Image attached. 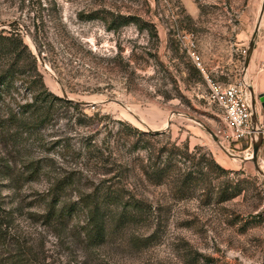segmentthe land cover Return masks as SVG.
<instances>
[{"label":"rangeland","instance_id":"obj_1","mask_svg":"<svg viewBox=\"0 0 264 264\" xmlns=\"http://www.w3.org/2000/svg\"><path fill=\"white\" fill-rule=\"evenodd\" d=\"M263 2L0 0V29L24 43L0 60L14 71L0 92V262L264 264V139L260 173L252 144L222 142L206 80H245L264 123ZM120 14L138 23L101 18ZM59 182L57 208L77 210L48 220ZM91 200L106 215L97 245ZM135 200L150 213L116 228Z\"/></svg>","mask_w":264,"mask_h":264},{"label":"trees","instance_id":"obj_2","mask_svg":"<svg viewBox=\"0 0 264 264\" xmlns=\"http://www.w3.org/2000/svg\"><path fill=\"white\" fill-rule=\"evenodd\" d=\"M100 17V16H99ZM103 17V18H102ZM104 21H109V25L111 28L120 27L122 25H126L128 23L134 22L138 23V18L130 15H117L112 16L110 20L106 16H101ZM15 44H24L23 40L18 31L10 29L4 30L0 29V60L2 57L8 53L6 51H15ZM14 78V71L11 66H5V64L0 65V92L7 90L9 85ZM45 98L44 100H46ZM143 133V132H140ZM160 174V173H159ZM65 188L64 183L59 182L56 184L53 198L49 202L48 210L46 212V219H57L62 220L65 217L72 215L73 212L77 210V207L74 204H69L67 206H62L61 208H57V204L59 202V195H61L63 189ZM240 193V189H234L232 192L226 194V192H221L218 197L219 201L227 200L235 195ZM224 195H226L224 197ZM59 196V197H57ZM109 197V196H108ZM117 197L110 198L113 201H116ZM116 199V200H115ZM83 201L89 202L87 199L83 198ZM91 211L89 214L88 225L89 228H86L85 235L87 237V241L92 245L101 244L105 241L107 236V227H106V215L103 213L102 206L98 200H91ZM124 209L121 211L118 219H117V227L120 228L124 226L126 223L145 217V215L150 213V209L148 206L142 201L135 200L134 202H126L123 204ZM119 225V226H118ZM18 258H22V256H18ZM3 264V262H0Z\"/></svg>","mask_w":264,"mask_h":264},{"label":"built area","instance_id":"obj_3","mask_svg":"<svg viewBox=\"0 0 264 264\" xmlns=\"http://www.w3.org/2000/svg\"><path fill=\"white\" fill-rule=\"evenodd\" d=\"M194 59L200 64L199 56H194ZM206 80L209 98L223 111L226 128L221 135L222 142L246 141L251 148L252 139L256 138L259 132L264 139V123L258 118L256 122L252 119L251 91L247 82L242 80L234 84H224L212 78Z\"/></svg>","mask_w":264,"mask_h":264},{"label":"water","instance_id":"obj_4","mask_svg":"<svg viewBox=\"0 0 264 264\" xmlns=\"http://www.w3.org/2000/svg\"><path fill=\"white\" fill-rule=\"evenodd\" d=\"M263 12H264V2H263L262 7H261V12H260V16H259V20H258V24H257L256 29L259 28V25H260V22H261V19H262V16H263ZM255 35H256V32H255ZM255 35L253 36V39L255 38ZM253 49H254V42L252 41L251 44L249 45V49L247 51L245 67H247L248 64H249V61L251 59V55L253 53ZM250 91H251V89H250ZM251 100H252V108H253V118L252 119H253L254 122H256L257 121V116L255 114V111H256L255 100H254V95H253L252 92H251ZM261 100H262V106L264 108V96H261ZM211 134H212L214 140L217 141L219 144H221L219 139H218V137L215 134H213V133H211ZM262 142H263V135H262L261 132H259L257 137L256 138L254 137L252 139V156L250 157V159L254 163L255 168L260 173H263V171L261 170V167L259 166L258 152H259V149H260V146H261ZM221 147H222L223 150H225L224 146L221 145Z\"/></svg>","mask_w":264,"mask_h":264}]
</instances>
